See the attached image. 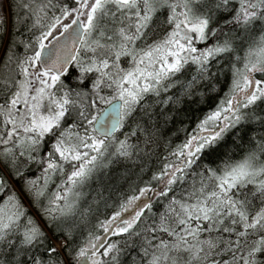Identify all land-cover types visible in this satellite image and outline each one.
Listing matches in <instances>:
<instances>
[{"label": "snow or ice", "instance_id": "6c2138e0", "mask_svg": "<svg viewBox=\"0 0 264 264\" xmlns=\"http://www.w3.org/2000/svg\"><path fill=\"white\" fill-rule=\"evenodd\" d=\"M0 264H264V0H0Z\"/></svg>", "mask_w": 264, "mask_h": 264}, {"label": "trees", "instance_id": "16d2710c", "mask_svg": "<svg viewBox=\"0 0 264 264\" xmlns=\"http://www.w3.org/2000/svg\"><path fill=\"white\" fill-rule=\"evenodd\" d=\"M212 106V101L209 100L208 104L203 105V106H193L192 112H191V118L192 121L195 122V120L197 119V117H201L203 116V113L208 111L209 107ZM181 138H182V133L180 134ZM22 196H24L25 202H28V197L24 194L21 193ZM33 211H35V209H33Z\"/></svg>", "mask_w": 264, "mask_h": 264}]
</instances>
